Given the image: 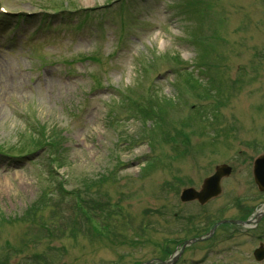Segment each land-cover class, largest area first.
<instances>
[{
    "label": "rangeland",
    "instance_id": "rangeland-1",
    "mask_svg": "<svg viewBox=\"0 0 264 264\" xmlns=\"http://www.w3.org/2000/svg\"><path fill=\"white\" fill-rule=\"evenodd\" d=\"M123 2L0 0L31 14L0 23V264L165 260L261 201L264 0ZM224 164L204 209L179 201ZM219 239L183 261L260 264Z\"/></svg>",
    "mask_w": 264,
    "mask_h": 264
},
{
    "label": "water",
    "instance_id": "water-1",
    "mask_svg": "<svg viewBox=\"0 0 264 264\" xmlns=\"http://www.w3.org/2000/svg\"><path fill=\"white\" fill-rule=\"evenodd\" d=\"M228 173H229V169L226 168L225 166L217 168L216 174L212 178L205 181L201 193L198 194L193 193L192 196L187 193L191 191H187L186 193H184L182 199L183 200L198 199L202 203L205 199H208L212 196H216L218 194L219 180ZM254 176L256 183L259 186V189L264 190V155L260 157L255 163Z\"/></svg>",
    "mask_w": 264,
    "mask_h": 264
},
{
    "label": "trees",
    "instance_id": "trees-1",
    "mask_svg": "<svg viewBox=\"0 0 264 264\" xmlns=\"http://www.w3.org/2000/svg\"><path fill=\"white\" fill-rule=\"evenodd\" d=\"M45 199L43 198L40 202H39V205H41V206H44L45 205ZM35 212V211H34ZM27 215H29V214H27Z\"/></svg>",
    "mask_w": 264,
    "mask_h": 264
},
{
    "label": "flooded vegetation",
    "instance_id": "flooded-vegetation-1",
    "mask_svg": "<svg viewBox=\"0 0 264 264\" xmlns=\"http://www.w3.org/2000/svg\"><path fill=\"white\" fill-rule=\"evenodd\" d=\"M248 210H246V212H247ZM263 236V238H264V230L262 231V233L260 234V237H262ZM260 245H263V243L262 242H259V246Z\"/></svg>",
    "mask_w": 264,
    "mask_h": 264
}]
</instances>
